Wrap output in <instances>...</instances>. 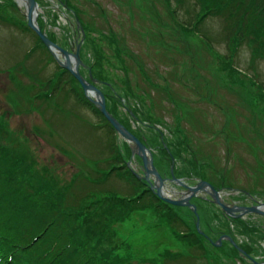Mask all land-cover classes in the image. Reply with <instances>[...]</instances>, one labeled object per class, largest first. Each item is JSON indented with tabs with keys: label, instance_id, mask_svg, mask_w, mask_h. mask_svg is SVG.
I'll list each match as a JSON object with an SVG mask.
<instances>
[{
	"label": "rangeland",
	"instance_id": "374dc122",
	"mask_svg": "<svg viewBox=\"0 0 264 264\" xmlns=\"http://www.w3.org/2000/svg\"><path fill=\"white\" fill-rule=\"evenodd\" d=\"M192 2L68 0L72 10L67 11L60 0H37L36 19L65 49L73 52L80 42L79 72L100 79L92 83L100 90L103 87L105 107L145 143L164 178L163 190L172 198L182 197L187 188L171 178V168L186 185L200 179L209 182L229 205L263 206L264 90L256 84L264 85V56L253 54L246 43L236 48L229 45L228 27L219 16L206 17L196 28L184 30L183 25L189 27L198 16ZM24 12L17 0H0V149L26 156L15 161L2 152L4 172L35 170L39 193L46 191L44 185L55 186L61 190L57 198L63 205L87 193L86 210L75 211V216L83 225L103 227L107 237L96 245L99 252L108 251L134 264H209L191 243L193 239L181 234L188 233L182 223L173 226L172 221H161L148 200L130 207L131 201L124 199L137 195L140 187L131 192L118 168L104 178L112 166L124 164L155 192L154 177L143 178L142 160L133 154L132 142L116 131L111 136L103 119L78 105L70 94L61 90L48 94L65 68L27 26ZM85 63L91 65L89 69ZM101 82L114 85L116 94ZM69 84L75 85L71 80ZM125 105L135 106L134 117ZM110 141L123 156L121 163H112ZM29 195L31 201L37 200L36 193ZM108 197L110 201L105 200ZM5 201L6 193L1 192V204ZM40 202L49 205L48 199ZM189 202L195 210L186 205L175 209L188 224L197 216L213 239L216 232L227 235L230 229L238 244L253 247L252 256L264 261L263 215L239 217L246 228L243 232L232 222L227 227L231 219L208 193L199 191ZM12 204L41 221L42 209L26 207L22 201ZM95 204L101 208L94 210ZM87 212H93L92 218L83 222ZM92 232L87 230L88 235ZM162 250L163 255L169 251L170 258L159 260ZM222 264L245 263L223 257Z\"/></svg>",
	"mask_w": 264,
	"mask_h": 264
},
{
	"label": "trees",
	"instance_id": "16d2710c",
	"mask_svg": "<svg viewBox=\"0 0 264 264\" xmlns=\"http://www.w3.org/2000/svg\"><path fill=\"white\" fill-rule=\"evenodd\" d=\"M60 2L65 10H72L68 0H60ZM192 8L196 10L198 16L194 22L189 24V27L183 25L184 30L192 29L193 26L196 28L206 17L219 16L224 19L226 22L225 26L228 27L225 39L229 45L232 44V47L236 48L242 43H246L251 47L253 54L264 56V0H193ZM73 12L75 17L81 22L78 14L75 11ZM37 23L42 29L43 24L41 21L37 19ZM81 25L83 27L82 23ZM27 29L29 30L28 27ZM47 36L49 37L48 34ZM81 49L82 48H80V51ZM80 51L79 56L81 59ZM90 66L91 65L87 64L88 69ZM230 68L235 72H239L231 65ZM81 75L83 74L81 73ZM84 77L89 82H92V80H100L94 76H91V78L87 76ZM70 80L75 84L74 86L69 84ZM102 84L112 91L113 94H116L114 85L105 82ZM256 85L264 90V85ZM49 89V95L57 90L70 94L78 105H81L98 117H101L105 123L104 126L106 127V131L111 136L115 135L113 127L100 113L98 108L95 107L92 101L84 94L81 85L68 70L61 69L58 73L56 83H54L51 88L49 86ZM101 91L105 95L103 87ZM128 91V95L131 98L137 99V95L133 91ZM45 96L48 97L47 95ZM125 107L130 116L134 117L136 115L137 110L135 111L133 109L135 106L125 105ZM106 109L113 117L117 118L107 107ZM140 110L141 108L139 112ZM118 121L123 124L120 120ZM1 128L0 126V130ZM111 138L114 140L113 137ZM2 152H6L7 155H10L9 157L15 161H19L26 157L17 152L16 154L10 152L8 148L4 149L2 147L0 149V154H2ZM108 153L111 155L112 163H121L123 156L119 152L114 141H110L108 144ZM19 157L21 158L19 159ZM2 159L5 161L4 157H2ZM116 168L120 170L123 176H126L132 189L131 192L133 190L137 191V188L140 187L138 189L140 191L137 195L129 197V199H124L126 201H131V208H136L142 200L152 202L157 211H164V213L168 211L163 214V219L160 218L161 221L167 222L170 218L167 224L172 221L173 226H177L181 223L184 225L185 231L187 230L188 233L181 232V234H185L193 239L191 243L197 245L204 258L209 260V264H222L224 256L231 258L235 263V257L238 255L235 248H231V251H229L224 244H222L220 247L212 246L217 251H220L218 254L210 253L205 245L206 239L196 230L194 221L188 224L186 222L187 220L183 219L178 211L174 213L179 216L180 219L174 217L175 215L170 209L171 206L159 199L152 190L146 187L145 183H140L141 181H139L134 174H131L124 164H120V167L112 166L111 169L105 173L104 178L109 177ZM0 172L2 173L0 174V193H6L7 196V202L5 201L6 204L2 205L0 202V264H134L131 260V262L126 261L123 257L114 254L111 255L108 251L99 252L96 245H101L102 241L107 237V234L102 230L103 227L99 224L101 229H94L93 225H83L81 221L76 219L75 211L86 210L88 206V203H85V201L89 199L87 193L86 196L80 198V200L72 204L63 205L57 198L61 196V190L59 188L51 185H44L47 187L46 191L43 195L39 193L41 185H36L34 183L33 176H37L35 170L21 168L16 171L17 174L11 175L6 174L0 166ZM12 176L13 179H10ZM39 179L41 178L39 177L38 180ZM39 181H42V179ZM9 191L11 192L9 193ZM29 192L36 193V201L30 200L31 196ZM41 199H48L49 205L47 206V203L46 205L42 204L40 202ZM105 200L110 201L109 197L105 198ZM15 201L24 202L26 207L34 206L37 209H42L41 221L39 222L36 219L32 220L31 214L27 216L25 213L20 212V207L12 204V202ZM196 206L198 208V205ZM92 207L94 210H97V207L98 209L99 207L101 208V206L97 204L92 205ZM92 214L93 212H87L82 218L83 222H89L92 218ZM229 221L230 222H227V227H229V223L232 222L235 226L243 228V232L246 231V228L242 224L243 221L240 218H231ZM88 229L93 230L90 235L87 234ZM109 229L114 233V230L108 226L107 230L109 231ZM238 233H241V231ZM227 235L237 243L230 229H228ZM194 241L196 243H194ZM239 247H241L245 253L252 256V252L254 251L253 247L248 248L241 244H239ZM163 253L164 251L162 250L159 260L162 259V257L170 258L169 251L167 255H163ZM240 260L242 261L241 258Z\"/></svg>",
	"mask_w": 264,
	"mask_h": 264
},
{
	"label": "water",
	"instance_id": "95a60500",
	"mask_svg": "<svg viewBox=\"0 0 264 264\" xmlns=\"http://www.w3.org/2000/svg\"><path fill=\"white\" fill-rule=\"evenodd\" d=\"M24 1H25L24 14L26 17L27 26L36 33L40 41L51 51L57 63L61 67L67 69L70 73L73 74V76L80 83L85 95L97 106L100 113L110 123V125L114 128V130L117 133H119L123 138H125L127 141L133 143L132 151L137 153L142 160V164L144 167L143 178L149 181L148 176L154 177V183H156L157 185L155 186L153 185V186L155 187V193L157 194V196H159L161 199L167 202L176 205H186L195 210L194 205H192L189 202V198L191 196H194L197 192L205 190L211 196L212 201L216 203L222 209V211L228 216L241 217L242 215L250 212L264 215V210L261 209L258 205L240 206V205H229L225 203V201H223L220 198L218 191L211 184H209L204 180L198 181L193 186L186 185L179 178L173 175L172 168H171V178L177 183H180L182 186L187 188V191L189 190V194L185 197H180L177 199H171L169 197L163 196L160 191L162 189L164 178L161 177V175L153 165L152 156L148 148L145 146L143 142H141L135 135L129 132L117 119H115L107 111L105 107V99L102 91L95 84L85 80V78L80 74L78 69L79 65L81 64V60L79 57L80 42L77 41L75 43V49L72 52L61 47L57 43L51 41L46 35V33L40 29V27L37 24V21L32 16V11L37 6L36 0H24ZM59 55H61L62 59L58 57ZM89 91L95 93L97 99H94L93 97L88 95ZM207 187L210 189V191L206 190ZM254 262L257 264H264V262H257V261Z\"/></svg>",
	"mask_w": 264,
	"mask_h": 264
},
{
	"label": "bare ground",
	"instance_id": "6f19581e",
	"mask_svg": "<svg viewBox=\"0 0 264 264\" xmlns=\"http://www.w3.org/2000/svg\"><path fill=\"white\" fill-rule=\"evenodd\" d=\"M18 1V3L20 4V5H22L23 7H24V9H25V1L24 0H17ZM37 14H38V7L36 6L34 9H33V11H32V16H33V18L36 20V18H37ZM71 63H72V61H71ZM73 66V65H72ZM88 95H90L91 97H93L94 99H97V97H96V94L95 93H93V92H88ZM125 139V138H124ZM149 166V165H148ZM197 167V166H196ZM153 177V176H152ZM200 179V178H199ZM200 180H203V179H200ZM155 185H157L156 183H154V186ZM206 190L207 191H210V189L207 187L206 188ZM204 192H206L205 190H203ZM161 194L163 195V196H165V197H169V198H171V199H177V198H172L171 197V195L167 192V191H165V190H163V187H162V189H161ZM206 193H208V192H206ZM189 194V190L187 191V192H185V193H183L181 196L182 197H185V196H187ZM164 203H166V204H168L169 206H171L170 207V209L172 210V212L174 213V212H176L177 213V211H175V209H176V207H179L180 205H176V204H173V203H170V202H167V201H165V200H163V199H161ZM159 212V211H158ZM166 212H168V211H166ZM165 212V213H166ZM164 213V211L163 212H159V217L160 218H162L163 217V214H165ZM174 215H176L175 213H174ZM196 216V215H195ZM163 219V218H162ZM169 220H170V218H169ZM168 220V221H169ZM196 222H197V224H196ZM194 225H195V227H196V230L200 233V234H202L203 235V237L206 239V248H207V250H209L210 251V253H219L220 251H217L216 249H214L212 246H214V247H220L222 244H224V246L226 247V246H229L230 248H227L226 247V249H228L229 251H231V248H235L236 250H237V254H238V258L240 257L241 259H242V261L240 260V258L239 259H237V257H235V260H239V261H241V262H243V263H245V264H257V263H255L254 261H257V262H259L257 259H255V257H253V256H251V255H249V254H247V253H245L244 252V250L241 248V247H239V244L238 243H236L234 240H232L228 235H226V234H224V233H219V232H216L217 234H218V236H216L214 239L213 238H211L210 236H208L204 231H203V229L201 228V225H199V218L196 216V218H195V220H194ZM213 236H215V235H213ZM225 242V243H224ZM225 257V256H224Z\"/></svg>",
	"mask_w": 264,
	"mask_h": 264
},
{
	"label": "flooded vegetation",
	"instance_id": "af4514ba",
	"mask_svg": "<svg viewBox=\"0 0 264 264\" xmlns=\"http://www.w3.org/2000/svg\"><path fill=\"white\" fill-rule=\"evenodd\" d=\"M225 217L228 218V219H231L230 217H228V216H226V215H225ZM247 247H248V246H247Z\"/></svg>",
	"mask_w": 264,
	"mask_h": 264
}]
</instances>
